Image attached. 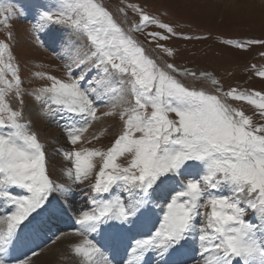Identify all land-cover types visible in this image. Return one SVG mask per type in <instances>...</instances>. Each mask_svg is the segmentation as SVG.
I'll list each match as a JSON object with an SVG mask.
<instances>
[{"label":"snow or ice","instance_id":"6c2138e0","mask_svg":"<svg viewBox=\"0 0 264 264\" xmlns=\"http://www.w3.org/2000/svg\"><path fill=\"white\" fill-rule=\"evenodd\" d=\"M29 15L33 48L48 47L43 34L61 33L51 51L63 76L40 65L25 74L11 29ZM0 36V264H34L35 248L18 259L10 249L25 229L32 242L70 211L77 189L89 208L73 220L81 237L73 264H264V123L253 119L264 120V91L225 90L213 74L170 62L169 42L193 37L130 0L114 10L106 0H0ZM223 43L247 51L264 40ZM250 71L264 81V68ZM32 111L64 120L54 155ZM116 117L109 147L85 146L107 131L88 135L94 125ZM56 157L67 182L50 175ZM59 239L57 231L49 242Z\"/></svg>","mask_w":264,"mask_h":264},{"label":"rangeland","instance_id":"374dc122","mask_svg":"<svg viewBox=\"0 0 264 264\" xmlns=\"http://www.w3.org/2000/svg\"><path fill=\"white\" fill-rule=\"evenodd\" d=\"M115 7L120 0H107L106 2ZM6 3L18 2L27 6L33 3H54L55 0H5ZM139 3L152 15L158 16L164 22L171 24L179 33L193 37L189 40L174 39L169 46L175 52L170 62L181 68L196 71H207L215 76L222 85L223 77L229 87L238 86L241 91H264V81L252 75L251 66L264 68V44H256L249 47L247 51H240L226 46L225 40H264V0H130ZM130 19H135L129 14ZM34 24L33 16L21 17L13 21L11 31L15 34L13 52L25 64V74L32 70V65H40L36 70L49 71L54 75L63 76V64L52 53L50 42L46 34L43 39L47 41L46 48H33L28 36ZM148 31H159L157 28H149ZM48 34V33H47ZM206 39H196V37ZM3 37L0 36V39ZM55 39V37H52ZM142 41L144 37H139ZM149 48L154 46L146 45ZM152 55H156L155 52ZM190 86L203 87L212 91L209 81H192L183 78ZM40 82H34L30 87H36ZM226 85V84H225ZM234 107H242L246 114L253 115V109L239 102L229 101ZM35 130L40 135L41 142L46 146L50 155H54V149L64 143L62 127L60 122L55 125L58 116L38 115L35 111L30 113ZM254 122L264 123L260 117L253 115ZM121 124L116 118H106L103 124L94 125L89 134H99L107 129L104 137L94 142L95 146L106 149L111 145L115 134L119 131ZM123 163V159L120 161ZM55 166H50L49 172L53 179L67 182L63 177L64 168L60 166L62 160L56 157L53 161ZM79 189L77 196L79 197ZM81 203L89 208V205L81 199ZM80 208L79 203H73L72 208ZM0 214L6 213V207L0 208ZM73 240V241H72ZM78 240V236H71L68 241L72 243ZM58 244V243H57ZM42 250L33 262L40 263L47 252L57 251L61 243ZM56 246V247H55ZM56 249H55V248ZM61 259L64 257L61 256Z\"/></svg>","mask_w":264,"mask_h":264},{"label":"bare ground","instance_id":"6f19581e","mask_svg":"<svg viewBox=\"0 0 264 264\" xmlns=\"http://www.w3.org/2000/svg\"><path fill=\"white\" fill-rule=\"evenodd\" d=\"M60 35H61V33L58 32V31H55V30L52 31V32H48V34L46 33V36L48 38L52 39V42H50V46H53V47L57 46L55 42H56V40L58 39V37ZM52 37H55V39L52 38ZM60 124H61V127L63 128L64 120H62L60 122ZM28 234H29V229H25V231H24V241L28 244V248L29 249H33V248H35V247H37V246H39L41 244L46 243L45 239H42L40 237L35 239L32 242H28L27 239H26ZM71 236H76V235L75 234H70V235L65 236L62 239L56 241L55 243L56 244L58 243L57 245H59V243H61L60 248L57 251L53 252V253H50V252L48 253L47 252V254H45L44 259H42V261L40 263H38V262L36 263L35 262L34 264H73L72 258H71V253H70V248L76 242L72 243L73 240L71 242L68 241V239ZM14 252H15V254H14L15 258L22 254V252L19 250L18 247H15ZM61 256H63L64 258L61 259L60 258Z\"/></svg>","mask_w":264,"mask_h":264}]
</instances>
